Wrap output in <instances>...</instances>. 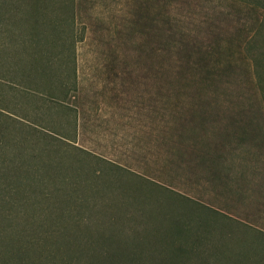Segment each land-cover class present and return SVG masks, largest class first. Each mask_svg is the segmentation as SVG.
<instances>
[{
	"label": "rangeland",
	"instance_id": "obj_1",
	"mask_svg": "<svg viewBox=\"0 0 264 264\" xmlns=\"http://www.w3.org/2000/svg\"><path fill=\"white\" fill-rule=\"evenodd\" d=\"M1 146L22 234L101 239L121 264H253L264 0H0Z\"/></svg>",
	"mask_w": 264,
	"mask_h": 264
},
{
	"label": "trees",
	"instance_id": "obj_2",
	"mask_svg": "<svg viewBox=\"0 0 264 264\" xmlns=\"http://www.w3.org/2000/svg\"><path fill=\"white\" fill-rule=\"evenodd\" d=\"M7 151L4 146L0 147V159L5 160ZM0 161V162H2ZM85 200V199H84ZM13 198L7 202L11 208V216L15 217L18 214V207L13 205ZM2 208V206H0ZM4 211L2 210V213ZM1 214L0 219L7 221L8 233H2L0 230V264H121L124 260L121 252L115 249L102 250L98 253V248L102 249L105 242L101 239L85 238V237H65V235H40L36 233L22 234L21 231L27 232L25 228L31 227L28 223L23 226L24 229H18L11 226L13 218ZM25 217V220H28ZM27 222H25L26 224ZM6 225V226H7ZM5 226V227H6ZM5 231V232H6ZM262 232L264 237V231ZM106 240V239H105ZM110 242V240H108ZM264 241V240H263ZM108 243V242H106ZM112 243V242H111ZM173 248V249H172ZM175 261L171 258V262H178L183 260L186 253V245L181 239H173V247ZM217 250L214 249L212 258L218 260ZM234 256L232 259L226 258L225 264H249L250 255L245 257ZM131 263L137 264V258L133 256ZM170 262V263H171ZM172 262V263H173ZM264 257L254 260L253 264H262ZM264 264V263H263Z\"/></svg>",
	"mask_w": 264,
	"mask_h": 264
}]
</instances>
